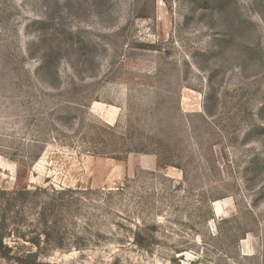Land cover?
<instances>
[{
  "label": "rangeland",
  "instance_id": "obj_1",
  "mask_svg": "<svg viewBox=\"0 0 264 264\" xmlns=\"http://www.w3.org/2000/svg\"><path fill=\"white\" fill-rule=\"evenodd\" d=\"M6 246L264 264V0H0Z\"/></svg>",
  "mask_w": 264,
  "mask_h": 264
},
{
  "label": "trees",
  "instance_id": "obj_2",
  "mask_svg": "<svg viewBox=\"0 0 264 264\" xmlns=\"http://www.w3.org/2000/svg\"><path fill=\"white\" fill-rule=\"evenodd\" d=\"M10 250H11V258L12 257H15V259L19 262V263H21V264H43V262H41V261H32V260H30L29 258H31V257H33V255H32V253H28V254H31V255H27L26 257H22V256H14L12 253H13V251H14V248L13 247H11V248H9V247H4V250H0V253L3 255V256H8V253L10 252ZM35 256V255H34Z\"/></svg>",
  "mask_w": 264,
  "mask_h": 264
}]
</instances>
